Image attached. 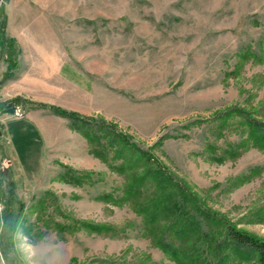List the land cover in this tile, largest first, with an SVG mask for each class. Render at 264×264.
<instances>
[{
  "label": "rangeland",
  "instance_id": "1",
  "mask_svg": "<svg viewBox=\"0 0 264 264\" xmlns=\"http://www.w3.org/2000/svg\"><path fill=\"white\" fill-rule=\"evenodd\" d=\"M1 3L18 66L4 78L8 46L0 42V101L21 95L108 126H88L103 136V160L71 118L50 108L23 102L21 114L0 112V240L8 256L0 244V264H178L156 243L172 212L147 227L137 206L156 194L155 181L128 197L132 170L110 165L134 159L141 171L145 162L109 142L111 131L125 133L153 157L149 167L188 184L223 220L264 238V149L252 144L246 121H264V0ZM4 211L11 214L3 230ZM81 220L110 229L69 230ZM228 255L226 264H257Z\"/></svg>",
  "mask_w": 264,
  "mask_h": 264
},
{
  "label": "trees",
  "instance_id": "2",
  "mask_svg": "<svg viewBox=\"0 0 264 264\" xmlns=\"http://www.w3.org/2000/svg\"><path fill=\"white\" fill-rule=\"evenodd\" d=\"M3 4L0 0V42L3 48L8 46L6 55L8 65L4 78H10L18 64L14 58L16 39L8 36L6 33L7 16ZM23 102L50 108L57 114L71 118L73 123L72 128L81 132L91 144L90 151L101 159H106L103 152L106 146L103 136L88 126L94 122L105 128L108 126L107 121L102 118L82 114L75 110H69L60 105L29 100L21 95L13 97L7 103L0 101V112L13 113L15 112L16 105H20ZM246 121L252 144L264 149V121L253 118H247ZM110 135H113L114 138L110 139L109 142H117L120 151L122 149H130L134 154L142 156L141 160L145 162L144 169L141 171H135L139 166L134 159L130 163L127 162L128 165L122 164L120 167L118 165H110L111 168L116 169L118 172H129L132 170V172L128 173V177L131 179L126 187L128 197L133 198L135 196L134 193L137 192L135 189L143 185L147 179L152 178L155 181L157 187L156 194L144 205L137 206L140 212L145 213L147 217V227L154 230L157 222L160 220V215L164 214L166 209L167 212H172L168 224L162 228V233L156 241L167 256L178 264H182L184 261L189 264H226L225 259L229 258V251V253L234 252L240 259L243 257L247 260H255L257 264H264V238L244 231L235 226V224L230 223V221L223 220L216 212H212L205 204L203 205L198 194L190 190L188 184L174 178L164 167H149L153 157L148 152L139 148L136 142L131 141L125 133L111 131L108 132L107 138ZM186 204H191L192 212L186 210ZM193 212L200 217L198 218L195 214L199 220L192 215ZM10 214V211L2 212L3 230L6 227V221ZM209 223L221 224L219 230L216 232L208 231L206 228ZM82 228L97 232L110 229L106 224L81 220L79 225L72 226L69 230L73 232L75 229ZM170 230L173 232L170 233ZM167 233H170L173 237L175 236V240L168 239L166 237ZM216 233L221 236L222 240L217 239ZM1 235L3 236V232ZM193 239H195V244ZM186 240H190V242L185 243ZM0 244L4 251L3 253L8 258L3 237L0 240Z\"/></svg>",
  "mask_w": 264,
  "mask_h": 264
},
{
  "label": "crops",
  "instance_id": "3",
  "mask_svg": "<svg viewBox=\"0 0 264 264\" xmlns=\"http://www.w3.org/2000/svg\"><path fill=\"white\" fill-rule=\"evenodd\" d=\"M17 62H18V61H17ZM17 66H18V64H17ZM16 68H17V67H16ZM65 76H66V77H67V76L70 77V76H69V73L65 74ZM68 77H67V78H68ZM39 130H40V129H39ZM46 139H47V138L45 137V138H43V140H42V145H41V149H42V150H44V144H45L44 142L46 141ZM46 144H47V143H46ZM42 157H43V156H42Z\"/></svg>",
  "mask_w": 264,
  "mask_h": 264
},
{
  "label": "built area",
  "instance_id": "4",
  "mask_svg": "<svg viewBox=\"0 0 264 264\" xmlns=\"http://www.w3.org/2000/svg\"><path fill=\"white\" fill-rule=\"evenodd\" d=\"M15 112H17L18 114H21V108L20 107L16 108Z\"/></svg>",
  "mask_w": 264,
  "mask_h": 264
}]
</instances>
